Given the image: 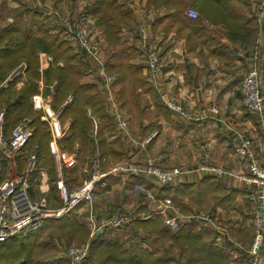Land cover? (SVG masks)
<instances>
[{
  "label": "trees",
  "instance_id": "16d2710c",
  "mask_svg": "<svg viewBox=\"0 0 264 264\" xmlns=\"http://www.w3.org/2000/svg\"><path fill=\"white\" fill-rule=\"evenodd\" d=\"M188 1L146 0L148 6L164 7L169 12L151 21L152 32L159 35L175 31L184 35L186 34L184 30L187 29L196 33L200 40H205L210 32L202 24L204 17L213 23L222 24L226 29V35L233 41L253 40L258 32L264 30L261 22L258 25L255 17H248L242 11L241 8L246 7L247 0H192L191 6L199 12V15L194 18L185 14ZM8 13L12 15V19L8 20L6 25H0L2 132L4 136H8L19 118L28 115L31 118L33 132L23 147L24 150H28L22 155L25 159L31 151L35 150L37 162L45 165L41 162V154L44 153L46 156L48 153L51 138L50 126L47 121L41 120L42 110L34 109L32 104L33 95L39 92L37 87L41 79L44 83L42 93L50 95L53 109H60L59 123L62 125L65 121H70L67 135L61 141L59 140L58 145L67 151L73 150L75 141H78L81 146L76 152L78 153V165L63 168L64 176H66L65 183L71 190L77 185L78 166L86 159L91 158L92 162L96 158L101 165L109 159L116 163L124 159L126 151L119 139L113 142L106 140L104 130L113 131L114 124L105 110L104 99L97 85L81 81L87 63L73 50L69 40L60 35L62 26H56L49 22L50 20H44L45 15L40 10L26 4L12 8ZM88 13L96 19V23L105 32L109 54L105 66L108 72L117 73V79L113 85L117 99L121 106L131 114L132 122L139 123L143 117L147 116L145 103L154 98L159 100V94L151 81L142 74L141 66L130 61L134 51L133 45L126 44L118 36L119 27L126 25L132 18L131 11L117 0H92L84 6L82 12V14ZM3 16L0 13V20ZM185 36L190 39L189 34ZM207 46L214 51L217 43L209 41ZM220 48L222 51H227L223 44ZM39 51L53 57L52 62L41 71L38 69ZM60 61L62 64L58 63ZM22 63L25 64L23 71L10 78L8 74L17 66L21 67ZM23 73L24 76L21 75ZM6 77H8V83L6 87H3L1 85ZM145 92L149 95L142 98ZM93 118L96 119V127H94ZM18 162L19 167L22 168L24 161L21 162L19 159ZM4 167L0 159V182L4 178ZM49 181L52 184L53 181L50 178ZM153 190L157 198L169 196L173 199L182 213L191 212L197 205L205 207L224 196L222 195L224 187L217 179L198 185H162L160 188L153 187ZM185 197L188 199L183 204L182 199ZM75 209H72L66 216L48 218L49 220L47 222L44 220L45 222L43 221L38 229L18 234L3 242L0 245V264L7 262L12 264L19 259L24 260L23 264H46L33 263V251L42 232L53 229V226H57L56 228L72 227V230L79 231L83 243H89V254L84 264L93 262L101 264H177L175 256L170 252L172 250H169L173 246L180 249L178 250L179 256L188 254L185 257L187 264H230L228 253L212 243L214 232L198 229L192 223L184 224L171 231L164 225L163 217L159 213L146 220H133L118 230L113 226H106L100 233L90 238L87 226L80 223L74 215L73 210ZM139 226H142V230L147 235L142 234L140 243L127 245L119 235L120 231L128 230L134 235ZM148 234H153L154 237H148ZM166 241H170L169 248L159 250L160 247L155 242L165 243ZM242 247L244 246L240 245L239 250L241 249V252L246 254V247ZM261 253L264 256V240L260 255ZM245 262L250 264L246 258ZM66 263L68 264V260L51 264Z\"/></svg>",
  "mask_w": 264,
  "mask_h": 264
},
{
  "label": "crops",
  "instance_id": "0c3cea01",
  "mask_svg": "<svg viewBox=\"0 0 264 264\" xmlns=\"http://www.w3.org/2000/svg\"><path fill=\"white\" fill-rule=\"evenodd\" d=\"M44 1H46V5L49 6H53L54 4L58 5L61 7L60 9L62 12L69 13L72 18H77V16L84 11V5L86 6L87 3L92 2V0H87L88 2L86 1L82 4L81 2L84 0H81L80 2L79 0ZM191 1L192 0L188 1L187 6L191 7ZM247 1L250 3L247 2L246 7L243 6L241 9L248 17H255L259 25V22H261V15H264V0ZM18 2L30 5L28 0H18ZM117 2L127 6L132 15V18L128 20L126 25L119 27L118 36L120 40L126 44L132 45L136 26L141 23L147 25L148 34L151 38H154L162 55L164 76L160 80V87L162 90L174 92L178 96L185 110L188 112V116L170 111L163 105V103L155 98L154 100H148L145 103L147 116L143 117L139 123L134 124L130 114L129 135L132 138H126L116 127L112 120V116H110V108L107 107L105 101L106 94L102 90L103 85L101 73L96 70V64L89 58H85L82 54L77 52L87 63V68L81 81L97 85L102 98L104 99L105 110L114 124L113 131L110 132L104 130L106 140L113 142L114 140L119 139L122 142L126 151V156L123 160L143 162L146 159L152 158L164 167L180 166L185 169L186 172L178 177L176 182L173 183L174 185H198L200 183H206L208 180L210 181L212 179L219 180L221 186L224 187V192L222 193L224 196L219 198L218 201L216 200L217 202H211L205 207L199 205L192 210V212L194 210V212H197V210L204 209L206 214L212 218V222L214 221L215 224H211V222L205 228L198 227L193 222L185 221L184 224L192 223L198 229H206L210 232H214L212 243L228 253L230 264H246L245 254L241 252V249L239 250V247L240 245H243L246 248L249 247L253 239V232L249 226L251 204L247 200V195L251 190H254L256 186L252 182L245 181L239 177L240 173H245L246 175L250 173L245 165L236 160L232 146L239 138H250L253 141V151L260 157L264 155V110L260 114L247 111L242 104L239 91L242 76L248 71L251 65L256 62L261 75V93L264 96V30L258 32L253 40L233 41L226 35V29L222 24L213 23L204 17L202 18V24L206 26L210 32L205 40H200L197 38L196 33L187 29L184 30L186 33L184 35H180L175 31L157 35L151 30V21L158 16L168 14L169 12L166 8L148 6L146 0H117ZM129 3L131 5H128ZM88 14L93 25L98 27L103 33L104 30L96 23V19L90 13ZM187 34L190 35L188 36L190 39H187V36H185ZM103 36V55L106 63L109 54L108 51L104 53V46L108 41L106 36ZM209 41L217 43L216 50L213 51L211 47L207 46ZM222 44L226 47L227 51H222V48H220ZM43 53L45 52H38L40 58L38 69L40 71L48 66L45 63ZM41 60L43 61L44 67H41L40 65ZM130 61L141 66L142 74L147 79V72L144 63L135 51H133ZM21 66L25 67V64L22 63ZM13 70L8 75H10ZM109 73L114 75V80L111 82V90L113 94L116 95L113 85L117 79V73ZM21 75L24 76V73ZM7 83L8 77L4 79L1 86L6 87ZM43 87L44 83L40 79L37 87L39 92L33 95V99L35 96L40 95L43 100H47L51 105L50 95L42 93ZM148 95L149 94L145 92L142 94V98H145ZM33 108L41 109L35 107L34 104ZM212 108H216V110L213 111ZM41 110V120L47 121L44 119V110ZM154 130H157L158 133L152 137L145 147L141 148L136 144L135 141L144 139ZM66 135L67 133L59 140L61 141ZM78 147L80 150L81 146L78 141H75L72 151L61 149L58 145V149L67 154L72 153L73 151L77 152ZM27 150L28 149L24 150L23 148L19 154V158H17V169L15 172L23 170L27 166L29 156L27 155L24 159V156L22 155ZM47 152L46 156L44 153L41 154V162H44L47 166L48 177L54 181L61 176L65 182L66 176H64L63 168H72L78 165V153L75 163L71 166L62 165V170L59 172L55 168L54 157L50 149H47ZM19 159L21 162L24 161V166L22 168L19 167ZM203 161H209L215 165L221 166L231 171V173L213 175L207 174L202 170H197L196 166ZM117 163L118 162L113 163L111 159H109L106 163H103L104 166L102 168L103 170H108L111 166ZM91 170L92 162L91 158H89L78 166V186H74L71 190L78 188L84 179L89 178ZM106 180L107 187L102 188L96 186L92 204L88 207H85L84 204L76 207V212H74L75 216L77 215L79 217L88 214V211L86 210L90 207L89 213H91L94 220L99 223L100 218H103L105 215H111L114 210H116V208L106 209L110 206L108 204L110 201L115 202L114 206L116 207V201L119 199L120 201H124L123 206H125L126 204H130V197L133 200L132 205L134 206L130 208L124 207V209L119 208L122 212L128 213H124L126 216L128 215V218L132 217L129 220H146L154 217L155 214H159L153 213L146 217L154 210V208H149L143 215L142 208L145 204L150 205L151 201H142L145 192L138 191V194L135 195L132 193L133 191L131 187L132 181L144 183L146 190L149 192H151V189H148L150 186L158 188L162 187V185L155 181L154 178H145V176L138 178L133 175L120 176L109 174L106 176ZM30 184L31 194L35 198L43 195L40 191L42 180L38 170L33 172ZM49 185L50 190L46 194L53 198L55 203L57 202L59 204L56 185L54 183L51 184L50 182ZM98 190L100 191V194L103 195L102 197L106 198V203L102 204L96 200L95 195ZM111 194L115 195V197L114 195L111 196L113 200H109L110 197H108V195ZM167 197L169 196L163 198ZM135 198L137 199L136 201H134ZM187 199V197L183 198L182 203H186ZM131 213H138V215L134 217ZM66 215L67 214H65V216ZM142 215L145 217H142ZM160 215L163 216L161 213ZM222 228H225L226 232H223L221 230ZM103 229L104 227L97 229L98 232H96L95 235L100 233ZM47 231L48 230L42 232L36 242L35 250L38 244H40L39 242L42 235L47 233ZM95 235H91V237H94ZM230 241L231 243H229ZM261 258L264 260L262 253ZM61 260L67 262L66 257L59 251L55 252L54 255L45 258L37 257L36 255L32 258L33 263L43 262L46 264L55 263ZM23 263L24 260L19 259L12 264ZM2 264L10 263L7 262Z\"/></svg>",
  "mask_w": 264,
  "mask_h": 264
},
{
  "label": "built area",
  "instance_id": "2783aa9c",
  "mask_svg": "<svg viewBox=\"0 0 264 264\" xmlns=\"http://www.w3.org/2000/svg\"><path fill=\"white\" fill-rule=\"evenodd\" d=\"M186 14L192 18L198 16V12L194 9H188ZM54 17H57L65 25L66 35L70 38V43L75 50L96 64V70L101 73L102 90L106 94L105 101L107 107L110 108L112 120L123 134L129 135L128 113L115 100L111 90V82L114 80V75L105 69V57L103 56L104 36L102 31L93 25L89 14H79L73 23L66 15H61L56 11L51 14V17L49 16V19L52 20ZM8 20L11 19L8 18ZM132 41L134 51L144 63L148 80L151 81L159 94L160 102L170 111L188 116V112L178 96L174 92L162 90L160 87V80L164 76L162 55L157 46L158 44L148 34L147 25L141 23L136 26ZM43 55L46 65L52 62V55L47 53H43ZM58 63L62 64L61 61ZM40 65L44 67L42 60ZM23 69L24 66L15 68L9 77L13 78L20 74ZM260 86V70L257 63L254 62L242 76L239 91L244 108L256 114H260L264 110V96L261 93ZM33 104L35 107L44 110V119L47 120L51 132L49 149L54 157L56 170L61 172L62 165L71 166L77 158L76 151L67 154L58 149V140L67 133L70 121L67 120L61 125L58 120L60 109H53L48 101L43 100L40 95L34 97ZM212 110L215 111L216 108H212ZM2 117L3 112H0V154L9 168V173L0 182V244L18 234L38 229L44 220L62 217L81 204H84L85 207L90 206L94 199L96 186L106 187V176L109 174L133 175L136 177L149 175L160 185H171L176 182L181 174L186 172L181 167L162 169L159 164L151 159H146L143 162L128 160L116 164L108 170H101L97 159L94 158L90 177L85 179L78 188L74 190L68 189L61 176L52 182L57 187L58 204L46 194L50 190L47 167L37 162L35 150L29 155L27 166L23 170L15 172L17 169V156L21 153L33 132L31 118L28 115L21 116L12 127L9 135L4 136L1 129ZM93 123L94 127H96L95 118H93ZM157 133V130L151 132L140 145L144 147ZM252 142L250 138H239L233 143L232 150L236 160L245 165L250 173L247 175L240 173L239 177L245 181L252 182L256 186L247 195V200L251 204L249 226L253 232V239L247 249L245 258L250 264H264V260L260 256V249L264 240V155L260 157L253 151ZM196 169L213 175L231 173V171L209 161L201 162L196 166ZM35 170L40 173L42 180L40 191L41 194L43 193L37 198L32 196L30 192V181ZM153 213L164 214V210L159 207L154 208L146 217ZM89 215L92 216L91 213ZM91 221L93 230L90 235H95L98 232L97 229L103 225L109 223L118 226L124 220L113 216L111 218H103L101 220L102 224H97L94 220ZM185 221L193 222L198 227L205 228L212 222V218L208 214L203 213L182 215L172 205L171 211L169 215L164 217L163 223L169 230L174 231L184 225ZM221 230L226 232L225 228ZM89 248L88 242L80 245L72 244L66 248L63 255L67 258L69 264H84L89 254ZM91 264L101 263L93 262Z\"/></svg>",
  "mask_w": 264,
  "mask_h": 264
},
{
  "label": "rangeland",
  "instance_id": "374dc122",
  "mask_svg": "<svg viewBox=\"0 0 264 264\" xmlns=\"http://www.w3.org/2000/svg\"><path fill=\"white\" fill-rule=\"evenodd\" d=\"M81 0H79V2H80ZM87 0H84V1H82L81 3L83 4V3H85ZM88 1H90V0H88ZM87 1V2H88ZM134 1V0H133ZM247 2H249V1H247ZM28 3L30 4V5H28V4H26V5H28V6H30L31 8H37L38 10H40L45 16H44V20H50L49 22H51L52 24H54V25H56V26H62V28H61V30H60V35L62 36V37H64L65 39H68L69 40V43L71 42V40H70V38L66 35L67 33H66V29H65V25L57 18V17H54L52 20L51 19H49V16L51 17V14H53L54 13V11H56L57 13H60L61 15L62 14H64V15H66L67 17H68V19L71 21V23H73V22H75V20H76V17L75 18H72V16L69 14V13H65V12H62L61 11V7H59L58 5H53V6H49V5H46V1H44V0H28ZM250 3V2H249ZM22 5H24L23 3H21V2H18V0H0V13L1 14H3L4 16H3V18H2V20H0V25H6L7 24V21H8V18H10V19H12V15L11 14H9L8 12H9V10L10 9H12V8H18V7H20V6H22ZM128 5H131L130 3L128 4ZM85 6V5H84ZM188 9H194V10H196L197 11V9L196 8H194V7H189V6H187L186 7V10L185 11H187ZM198 12V11H197ZM55 15V14H54ZM198 15H199V12H198ZM78 17V16H77ZM103 35H105V32H103ZM106 36V35H105ZM70 45L73 47V50H75V48H74V46L70 43ZM107 47H108V43H106L105 44V46H104V53L107 51ZM76 51V50H75ZM77 52V51H76ZM104 56V55H103ZM38 58H39V56H38ZM40 59V58H39ZM142 61V60H141ZM114 98H115V100H117V102H118V104H119V106L123 109V110H125L127 113H128V116H129V118H130V114H129V112L125 109V108H123L122 106H121V104H120V102H119V100L117 99V95H115L114 94ZM106 100V99H105ZM160 101V100H159ZM110 116H112V115H110ZM114 122V121H113ZM96 124V123H95ZM115 124V123H114ZM116 125V124H115ZM116 127H117V125H116ZM153 132V131H152ZM124 136L126 137V138H132L130 135H128V134H124ZM145 139V138H144ZM144 139H142V140H138V141H135L136 142V144H138L141 148H142V146L140 145V143L141 142H143V140ZM150 142V141H149ZM149 142H147V143H149ZM147 145V144H146ZM145 145V146H146ZM144 146V147H145ZM151 158V157H150ZM0 159H2V162L4 163V177L9 173V168H8V166L5 164V162H4V160H3V158H2V156H1V154H0ZM151 160L153 161V162H155V163H157L154 159H152L151 158ZM124 161H126V160H123V161H120V162H118L117 164H120V163H123ZM157 164H159L160 165V167L162 168V169H171V168H174V167H177V168H180V166H171V167H164V166H162L160 163H157ZM99 165H100V168H101V166L103 167V165H101L100 163H99ZM116 165V164H115ZM114 166V165H113ZM112 167V166H111ZM110 167V168H111ZM93 169V168H92ZM101 170H103V168H101ZM91 172H92V170H91ZM149 175H145V178H151L152 179V176H149ZM87 179V178H86ZM85 180V179H84ZM83 180V181H84ZM82 181V182H83ZM81 182V183H82ZM138 181H132V184H131V187H132V193L133 194H138V191H142V192H145V196H143L142 197V201H145V202H147L148 200H150L151 201V204L149 205V204H145L144 205V207L142 208V214L144 215L145 214V211H147L149 208H157V207H159V208H162L163 210H164V214H162L163 216V220H164V217H166V215H169V213H170V211H171V208H172V205H173V207L174 208H176L180 213H182V211L180 210V208L174 203V200L173 199H171L170 197H167V198H157L156 197V195H154V190H153V186H150V187H148V189L150 188L151 189V192H149L148 190H146V188H145V186H144V183H142V182H139V183H137ZM81 185V184H80ZM153 191V192H152ZM114 194H111V195H108V197H110L109 198V200H113L112 199V197L111 196H113ZM103 195H101L100 194V191L98 190L97 192H96V195H95V198H96V200H98L100 203H102V204H104V203H106V198L105 197H102ZM107 197V198H108ZM114 197H115V195H114ZM169 198V199H168ZM130 201H129V205H125V206H123V202L124 201H120L119 199L116 201V207L114 206V203L115 202H109L108 204L110 205L109 207H107L106 209H114V208H116V210H114V212H113V214H111V215H105V216H103V218H111V217H113V216H117V217H120V218H122L124 221H123V223L122 224H120V225H118V226H114V225H112V224H107V225H103L102 227H106V226H113L114 228H116L117 230L118 229H121L122 228V226H127L128 225V223H130L131 221H133V220H139V219H131V220H129L130 218H132V217H130V218H128V215L126 216L125 214H128V213H126V212H122V210L121 209H119V208H123L124 209V207L125 208H130V207H132V206H134V205H132V202H133V200H132V198L130 197ZM137 199L135 198L134 199V201H136ZM169 200V202H167ZM135 204V203H134ZM118 207V208H117ZM198 207V205L197 206H195L194 208H197ZM74 212H76V210H73ZM86 211H88V214H84L83 216H77L76 215V217H77V219H78V221L80 222V223H84L86 226H87V228L89 229V237H91V231L93 230V228H92V226H93V223H92V221L91 220H94V218H93V216H91V215H89V211H90V207H89V209H87ZM195 211V210H194ZM189 212V213H182V215H190V214H195V213H203V214H206V212H205V210L204 209H202V210H197V212ZM106 212V211H105ZM125 213V214H124ZM134 217L135 216H137L138 215V213H131ZM142 215V217H145V216H143ZM103 218H100L99 219V223H101L102 224V222H101V220L103 219ZM49 219H46L45 221L47 222ZM143 220V219H142ZM162 220V221H163ZM44 221V222H45ZM95 221V220H94ZM99 223H97V224H99ZM211 224H215V222L213 221ZM57 226H53L52 228L53 229H48V231H47V233H45V234H43L42 235V237H41V239H40V244H38V246H37V248H36V250L34 249V251H33V254L34 255H36L37 257H41V258H45V257H47V256H50V255H54V253L55 252H57V251H59L60 253L62 252V253H64V251L66 250V248L69 246V245H72V244H74V245H80V244H82L84 241L82 240V236H80L79 235V231L78 230H72V227H64V228H56ZM40 231V230H39ZM142 234H144V235H147V233L144 231V230H142V226H139V228L137 229V232L136 233H134V235H133V233H129L128 232V230L127 231H120V233H119V235L121 236V238L123 239V240H125V243L127 244V245H135V244H138V243H140V241H142ZM149 235V234H148ZM154 237L153 236V234H151V235H149L148 237ZM151 239V238H150ZM7 241V240H6ZM5 242V241H4ZM69 243V245H67L66 246V244H68ZM155 243H158V244H156L157 246H159L160 248H159V250H163L162 248H169V243H170V241H166L165 243H161V242H155ZM2 244V243H1ZM0 244V245H1ZM160 244H163V245H160ZM51 246V247H50ZM66 246V247H65ZM248 249V247L246 248V250ZM169 250H172V251H170L171 252V254L173 255V256H175V262L177 263V264H187L186 263V258L185 257H187L188 256V254L187 255H181V256H179V251H180V249L179 248H177V247H175V246H173V248H169ZM179 250V251H178ZM181 253V252H180ZM33 255V256H34ZM261 256V255H260ZM67 264V263H66Z\"/></svg>",
  "mask_w": 264,
  "mask_h": 264
},
{
  "label": "water",
  "instance_id": "95a60500",
  "mask_svg": "<svg viewBox=\"0 0 264 264\" xmlns=\"http://www.w3.org/2000/svg\"><path fill=\"white\" fill-rule=\"evenodd\" d=\"M261 23H262V26L264 27V15L263 14L261 16Z\"/></svg>",
  "mask_w": 264,
  "mask_h": 264
}]
</instances>
